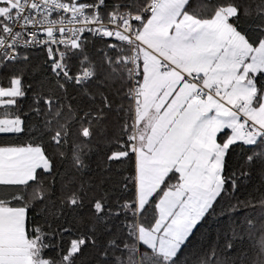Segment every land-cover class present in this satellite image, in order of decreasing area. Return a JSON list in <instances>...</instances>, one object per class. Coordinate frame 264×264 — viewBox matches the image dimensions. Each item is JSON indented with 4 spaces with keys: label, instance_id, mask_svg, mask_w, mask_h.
<instances>
[{
    "label": "snow or ice",
    "instance_id": "snow-or-ice-1",
    "mask_svg": "<svg viewBox=\"0 0 264 264\" xmlns=\"http://www.w3.org/2000/svg\"><path fill=\"white\" fill-rule=\"evenodd\" d=\"M0 264H264V0H0Z\"/></svg>",
    "mask_w": 264,
    "mask_h": 264
},
{
    "label": "trees",
    "instance_id": "trees-1",
    "mask_svg": "<svg viewBox=\"0 0 264 264\" xmlns=\"http://www.w3.org/2000/svg\"><path fill=\"white\" fill-rule=\"evenodd\" d=\"M195 3V0H194ZM102 45L100 43H97L95 47H101ZM90 54L93 55L95 59H99V57L96 56L95 49L90 45L89 47ZM45 60V54L39 50L34 51L32 54V59L31 63L34 68H37L38 70L36 71L35 74H29L27 77L28 80H33L35 79L36 81L40 80H46L47 77L44 75V71L40 69V66L43 64V61ZM30 100V97H29ZM27 103L28 101L24 102V110L27 111ZM29 122H34V117L29 121ZM26 137H19L16 138V142L18 143H23L25 142ZM51 151V150H50ZM105 154H106V148L104 146L103 141H93L92 145V153L90 155V161H91V166L93 169L92 175L95 176L97 175L98 171L103 168L104 166V161H105ZM240 161V156L235 155L231 158L230 163L235 167ZM100 165V169H97V165ZM58 168L59 171L62 174H67V176H72L74 174L73 170L70 167V163L65 161L62 164L58 162ZM116 168L113 166V173H115ZM122 173L125 175L129 174L130 169L128 168L127 165H125L123 168L120 169ZM114 179H120V177L114 176ZM115 189V190H114ZM107 192V195L111 198H115L116 196H124L127 197L129 193L127 192H122L119 188H116L112 182H108L105 185V189ZM253 189L251 187L245 189H241V191L235 193L236 196H238L240 199H243L249 192H251ZM39 211V209H37ZM90 212V206L88 205L87 201L85 202V207L80 209L78 211L77 218H84L86 221L88 219V214ZM248 215H251V213H246ZM30 216H33L34 218H39L36 215V212H30ZM237 222H241L243 220V216L236 217ZM260 221L257 219L256 224L257 227L259 226ZM230 225V219L228 217H222L218 221L212 220L209 218V222L207 224H204L199 228V231L196 232L194 240L198 244L202 245H211V244H223L224 243V234L229 228ZM251 240V237H247L246 234H244V239L238 244L239 247L247 248L248 244ZM54 254V253H53ZM90 257V253H86V258Z\"/></svg>",
    "mask_w": 264,
    "mask_h": 264
}]
</instances>
